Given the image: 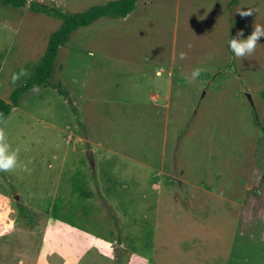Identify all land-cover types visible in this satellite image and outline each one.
<instances>
[{
  "label": "rangeland",
  "instance_id": "rangeland-1",
  "mask_svg": "<svg viewBox=\"0 0 264 264\" xmlns=\"http://www.w3.org/2000/svg\"><path fill=\"white\" fill-rule=\"evenodd\" d=\"M108 1L0 4V99L61 24L41 7L73 14ZM228 1L139 0L124 19L75 32L49 85L0 123L19 158L0 172V225L66 220L114 243L110 259L70 264H264V37L247 57L227 43L264 26V0ZM86 216L108 226L90 229ZM38 232L10 235L60 255L59 237Z\"/></svg>",
  "mask_w": 264,
  "mask_h": 264
},
{
  "label": "crops",
  "instance_id": "crops-1",
  "mask_svg": "<svg viewBox=\"0 0 264 264\" xmlns=\"http://www.w3.org/2000/svg\"><path fill=\"white\" fill-rule=\"evenodd\" d=\"M86 217L88 226L91 227L90 229L98 226L102 227L103 230L104 227L108 226L102 217ZM12 228L19 230L24 235L36 231H39L38 233L43 235V231L47 229L54 232L55 236L59 237V240L56 242V247L59 249L60 255L54 256L53 253L46 252L43 249L45 245L42 246L43 241L41 242V247H39L40 244L36 246L22 239L12 238L10 235ZM34 230L15 224H1L0 264H55L58 257L62 260L63 264H70L74 262L76 257L89 252H94L95 255L107 259H110L114 255V243L110 240L109 236L104 237L100 234L98 236L93 235L82 227V225L78 226L66 220H55L52 223L46 222L41 228L36 226ZM118 250L120 252L123 251V245L119 246Z\"/></svg>",
  "mask_w": 264,
  "mask_h": 264
},
{
  "label": "trees",
  "instance_id": "trees-1",
  "mask_svg": "<svg viewBox=\"0 0 264 264\" xmlns=\"http://www.w3.org/2000/svg\"><path fill=\"white\" fill-rule=\"evenodd\" d=\"M138 1L112 0L73 14H64L53 8L41 7V10L59 17L61 24L58 29L49 34L43 54L24 84L15 88L10 93L7 101L0 99V123L18 106L19 100L33 89L34 85L38 86V88L49 85L59 49L67 43L75 32L91 26L100 19H124L135 10ZM239 1L229 0L228 7H235ZM0 4L23 8L26 5V0H0Z\"/></svg>",
  "mask_w": 264,
  "mask_h": 264
},
{
  "label": "clouds",
  "instance_id": "clouds-1",
  "mask_svg": "<svg viewBox=\"0 0 264 264\" xmlns=\"http://www.w3.org/2000/svg\"><path fill=\"white\" fill-rule=\"evenodd\" d=\"M252 14V11L242 12V16ZM264 37V26L256 24L253 31L246 38H244L243 30L238 31L235 37L228 40V48L235 57H247L250 56L258 45V40ZM180 58H184V54H180ZM203 69L196 67L192 70L190 78H186L189 82L196 81L202 74ZM20 75H24V71L21 70ZM17 74H13V83L18 79ZM38 90V86H33V91ZM19 166L18 149H14L9 144L5 131L0 128V172H8L14 170ZM24 171L30 172L27 165H24Z\"/></svg>",
  "mask_w": 264,
  "mask_h": 264
},
{
  "label": "water",
  "instance_id": "water-1",
  "mask_svg": "<svg viewBox=\"0 0 264 264\" xmlns=\"http://www.w3.org/2000/svg\"><path fill=\"white\" fill-rule=\"evenodd\" d=\"M247 98H249V97L247 96ZM85 156H86L88 162L90 163V165H93L92 151H90V150L86 151Z\"/></svg>",
  "mask_w": 264,
  "mask_h": 264
}]
</instances>
